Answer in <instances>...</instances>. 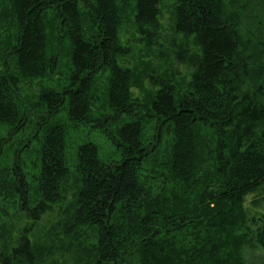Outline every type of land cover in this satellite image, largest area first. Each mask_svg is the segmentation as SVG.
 Segmentation results:
<instances>
[{"label": "trees", "instance_id": "obj_1", "mask_svg": "<svg viewBox=\"0 0 264 264\" xmlns=\"http://www.w3.org/2000/svg\"><path fill=\"white\" fill-rule=\"evenodd\" d=\"M0 128V264H264V0H0Z\"/></svg>", "mask_w": 264, "mask_h": 264}, {"label": "rangeland", "instance_id": "obj_2", "mask_svg": "<svg viewBox=\"0 0 264 264\" xmlns=\"http://www.w3.org/2000/svg\"><path fill=\"white\" fill-rule=\"evenodd\" d=\"M129 29V28H127ZM130 36V35H129ZM65 71V69H64ZM109 74H100L99 78H100V82H102L104 85L106 84V80L108 78ZM64 78V76H63ZM56 80H58V78H56ZM44 83L47 86H51V87H57L58 83H51L49 80H45ZM98 95V94H97ZM99 97L101 95H98ZM102 99V97H101ZM100 104V105H99ZM96 108L98 113L96 115H106L109 113L108 108L104 105V103L101 102L99 103ZM103 106V107H101ZM105 106V107H104ZM59 121L64 125V127L66 128V141H67V160H68V165L71 169V172L73 174L76 173V162H77V150L79 148V146L86 144V143H92L94 145H96L99 149V156L102 160L104 161H108V160H118L120 159V155L118 154V152L115 150L114 145L112 144V142L102 133H100L97 130H94L93 128H91V126L89 125H83V124H74L72 122H70L69 120L66 119V112H62L59 113V115L57 116ZM156 127L154 122H151L147 125V131H148V137H151L152 134V128L154 129ZM7 133V129L5 128H0V138L2 136H5ZM31 133V131H26L23 134H20L18 137H15L13 140V142H20L21 140H25L28 141L31 136L29 135ZM7 137V135H6ZM31 140H33L31 138ZM34 142V140H33ZM32 141L27 143L26 145L29 147L24 149L26 152L21 151L20 155L22 157V162H23V167H24V172L25 175L28 179V181L30 183H33L35 176L38 174L39 172V161H38V146L35 145V143H33ZM12 143L9 142V146ZM23 144V143H22ZM25 144V143H24ZM17 148V147H15ZM13 152H10V160L14 157L13 156ZM18 205L16 207V209H18ZM57 217V214L55 213L53 217H51V219H55ZM48 217L45 216L42 221H41V226L42 228L47 229V225L46 222ZM24 227V223H22V225H17V231L20 230L21 228ZM10 240V238H9ZM260 251H257V253L253 254V255H259Z\"/></svg>", "mask_w": 264, "mask_h": 264}]
</instances>
